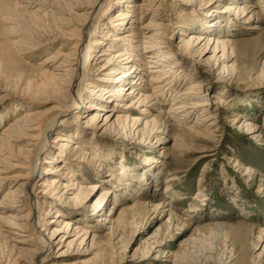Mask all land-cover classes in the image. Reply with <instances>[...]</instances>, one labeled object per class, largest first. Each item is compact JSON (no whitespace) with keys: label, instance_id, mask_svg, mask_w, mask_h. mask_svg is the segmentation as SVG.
Here are the masks:
<instances>
[{"label":"rangeland","instance_id":"374dc122","mask_svg":"<svg viewBox=\"0 0 264 264\" xmlns=\"http://www.w3.org/2000/svg\"><path fill=\"white\" fill-rule=\"evenodd\" d=\"M45 1L50 4L54 0ZM60 1L54 3L56 8L51 9L57 18H62L57 14L58 9L64 11L63 8L67 6L66 0ZM78 1L89 5L87 0ZM212 1L216 2L213 4L214 9H222L233 2ZM239 1L249 7V16L261 10L254 8V5L262 0ZM117 2L119 0H107L105 10L97 16L91 27L92 32L102 34V31H114V17L121 9ZM208 2L210 0H202L197 5L182 0H165L154 5L149 12L151 15L153 12L168 14L175 19L174 25L169 24V30L165 31L168 38L164 42L167 44L162 46L172 55L169 65L174 63L177 70L184 72L176 85L178 93L181 94L195 82L210 83L203 87L200 98L195 99L211 100L208 112L204 115L217 116L218 123L212 135L198 138L182 127L193 125L205 130L209 122L196 124L199 116L203 115L201 112L194 113L188 122L180 121L182 116L174 118L172 105L177 101L173 102L172 98L157 101V105L147 111L148 118L142 117L146 121L153 120L158 129L167 125L168 135L159 132L152 137H145L136 136L129 129L121 127L94 128L90 119L99 110L89 109L87 112L88 108L84 110V105L92 100V86L101 82L96 77L98 74L92 70L88 57L83 59L86 71L82 83L69 95L67 102H63V94L51 84L49 74L42 71L41 65L45 58L70 51V37L74 33L64 29L59 33L54 26L37 23L26 15L19 22L20 32H14L15 36H12L6 29L15 25L3 22L2 13L12 12L17 3L16 0H0V138L12 119L22 116L26 111L39 116V121L43 123L42 129L46 120L65 114L66 120L51 135V142L57 149L49 148L46 151L44 167L50 168L53 153H60V145L64 142L54 143L58 135H71L76 142L81 137L87 150H91V153L97 150L101 155V160L96 163L97 168H102L98 169L102 175L95 176L91 171L77 177V180L83 178L87 183L100 186L86 204L80 206V202L65 200L54 205L66 213V220L81 223L94 232L92 236L96 238L93 248V237L86 245L74 246L69 253L63 252L66 245L54 246L44 255L41 264H264V23L255 16L251 20L233 13L223 16V20H230L235 25L220 36L233 41V57L223 66L229 72L223 73L222 67L218 69L214 66L205 73L207 64L204 61L210 59L213 52L199 56L195 53L197 49H188L190 47L185 42H189L196 30L201 29L197 23L211 9L212 5L208 6ZM169 3L174 4V7L171 8ZM37 8H28V12ZM178 8L185 10L188 16L179 17ZM151 17H144L143 25L151 22ZM47 18L46 22H53ZM155 23L161 24L159 21ZM104 26L108 29H104ZM185 27L187 30L184 31ZM55 35L59 38L51 42ZM100 47L96 48L97 53ZM214 47L215 44L210 46L212 50ZM221 55L219 52L217 58ZM108 58L105 56L101 59ZM146 62L143 68H148ZM147 70L146 75L149 74ZM48 71L52 72L51 69ZM218 71L222 72L221 76L215 74ZM142 77L140 75L138 78ZM146 80L142 85L149 87ZM144 92L146 95L151 94L150 90L144 89ZM213 95L221 96L226 102L219 111L216 104L219 98ZM108 110L110 108L107 107L103 114ZM248 120L259 129L253 136L241 129ZM262 131L261 137L257 138ZM33 136L36 137V134ZM30 139L22 137L18 143L12 144L19 159L24 157V146L33 143ZM176 140L180 148L176 147ZM11 163L16 164L15 168L7 170L3 176L23 177L25 170L20 167L21 162L15 160ZM108 173L122 177L125 184L118 186L116 180L108 182L112 180L106 177ZM47 177L44 176L37 183V192L42 191L40 187ZM20 179L2 186L0 203L9 188L24 181ZM103 189H109L113 194L107 199L103 210L94 214L93 207ZM72 193L77 194L74 191ZM172 197H175L174 204L163 206L168 201H174ZM117 204L121 206L114 209ZM11 206L17 208V205ZM26 207L22 216L13 210L3 216L12 222L15 218L28 219L30 208L28 205ZM38 211L41 222H50L41 230L52 231L56 213L43 205L39 206ZM109 215L115 223L113 226L102 220L104 217L109 219ZM0 231V264H34L31 244L38 240L37 232L10 229L2 224ZM3 236L16 240L12 244L21 249H9V242Z\"/></svg>","mask_w":264,"mask_h":264},{"label":"bare ground","instance_id":"6f19581e","mask_svg":"<svg viewBox=\"0 0 264 264\" xmlns=\"http://www.w3.org/2000/svg\"><path fill=\"white\" fill-rule=\"evenodd\" d=\"M87 1L89 5L83 4V2L78 0H66L65 6H67L63 8L64 11L58 9L57 13L62 18H57L58 16L51 9L56 8L54 3L61 2L60 0H54L50 4H47L45 0H16L17 5L15 10L12 12H1L2 21L6 24L13 23L15 25L13 27L9 26L6 29L12 36H15L14 32H20L19 22L26 15L32 17L37 23L54 26L59 33L63 29V31L74 33L70 37L72 45L70 51L45 58L41 65L42 71L49 74L51 84L63 94V102H67L70 99L69 95L82 83L83 73L86 71L83 59L86 56L88 57L92 63V70L98 74L96 77L101 82L100 84H94L92 86V100H87V105H84V110L88 108L87 112L89 109L95 110L98 108L97 110H99L90 119V123L94 125V128L111 129L121 127L129 129L136 136L142 135L145 137H152L159 132L168 135L169 129L166 127L167 125H163L162 128L158 129L153 123V120L146 121L142 117L148 118L147 111L157 105V101L172 98L171 100L173 102L177 101L176 104L172 105L174 118L182 116V119L179 120L188 122L194 113L201 112L203 115L199 116L196 124L209 122L205 130L197 129L192 125L182 127L184 131L186 130L198 136V138L212 135L215 132L213 129L218 123L217 116L204 115V113L208 112L211 100L206 98L197 101L195 99L197 97L200 98L199 94L203 87L205 88L210 83L195 82L181 94L178 93L176 85L180 78H182L184 72L177 70L174 63L173 65L171 63L172 66L169 65V62L172 61L170 60L172 55L162 46L163 44H167L164 42V39L168 38L165 31L169 30L171 24L174 25L175 19L171 15L164 13L153 12L154 14L152 15L149 13L154 5L163 3L165 0H119L116 4L121 9L114 17V22H116L114 23V31H102L100 32L102 34L92 32L91 27L97 16L105 10L107 0ZM182 1L199 5L200 3L198 2L202 0ZM213 4L215 5L216 2L212 0L207 3L208 6L212 5V7L214 6ZM260 4H264V0L254 5V8H261L260 12L252 11L253 14L249 16V7L246 4H241L239 0H233L232 3L222 7V9L210 7L211 9L204 15V19H200L197 25H200L201 29H197V32L192 35L191 40L185 43L189 45L190 48L188 49H197L195 53H198L199 56H205L208 52H213V56L204 61L207 64L205 73L211 71L214 66L217 68L222 67L223 73L229 72V69L223 66L224 63L233 57V41L229 37L223 38L220 36L226 34L225 32H228V30H232L235 25L230 23V20H223V16L233 13L240 15V17H248L247 20H251L255 16L260 22L264 23V5L262 7ZM37 6L38 8L36 10L30 13L28 12V8L32 9ZM170 6L173 8L174 4H170ZM157 9L160 10L161 8L158 7ZM67 10L72 11V13L69 14ZM83 10L85 11L84 14H78V12ZM177 10L179 11V17L188 16L185 14V10H181V8ZM148 16H152L151 22L143 25V18H147ZM45 18H51L53 22H46ZM155 21H159L161 24H156ZM194 22H197V20H194ZM103 28L108 29L107 26ZM185 28L184 31L187 30V27ZM58 38V35H55L51 42H55ZM213 44H215L214 50L210 48ZM97 47L101 49L98 53L96 51ZM227 50L230 51L229 55H227ZM219 52L222 55L217 58ZM105 56L110 58L101 59ZM144 60L147 61L146 66L148 68H143L145 64ZM212 61L214 63H211ZM51 63L54 64L49 67ZM48 69H51L52 72H49ZM111 69L112 71L103 74ZM145 70L149 72L148 75H146ZM222 72L218 71L215 74L221 76ZM140 75L144 76V78H138ZM232 76L234 75L232 74ZM137 78L141 80L140 83L137 81ZM145 78L148 79L146 80V85L149 87L142 85L143 81L145 82ZM208 78L210 77L208 76ZM235 78L237 77L235 76ZM128 86L130 87L127 88ZM144 89L150 90L151 94L146 95L145 92L143 93ZM124 90L127 91L126 94ZM213 97L219 98V102L216 103L219 106L217 111L224 108L226 102L220 98L221 96L213 95ZM107 107L110 110L103 114V111ZM68 108L69 105H67L66 109L68 110ZM139 113L142 115L138 116ZM64 115L59 114L46 120L44 129H42L43 123L39 121V116L30 111H26L22 116L12 119L11 123L5 127L0 138V190L6 182L20 178L24 180L15 187L7 190L6 197L0 203V224L8 226L10 229L14 228L21 231L26 229L27 232L33 230L38 233V240L31 244L33 247L31 252L33 255L32 258H34V264H41L44 255L48 254L54 246L59 247L62 245L63 247L66 245V249L63 252L69 253L74 246L81 247L86 245L87 241L93 237L92 235H95L93 231L83 226V224H75L72 220H66V213L54 207L58 202L62 203L65 200L66 202H80V206L85 205L93 192L98 190L100 186L96 183H87L83 178L80 179L81 181L77 180V177L84 176L86 172L91 171L94 172L95 176L102 175V172L99 171L102 168H97L98 164L96 163L101 160L100 153L97 150L91 153V150L86 149L85 142L81 141L83 140L81 137L78 139L79 142H76L75 137L71 135H58L56 137L54 143H64L60 145V153H53V163H50L52 164L50 168L44 167V155L46 151L49 148L57 149V146L55 147L53 142H51V135L57 131L58 125L66 120L67 115L65 117ZM166 119H168V116H166ZM241 129L252 136L259 130L250 120L246 121L241 126ZM262 133L263 131L256 137H261ZM34 134H36V137L33 136ZM76 136H78V132ZM22 137L27 139L31 138L32 140L30 139L29 141H33V143L24 146L22 150L24 157L19 159L14 153L15 150H13L12 144L18 143ZM175 145L180 148V146H177V140ZM15 160L21 162L20 167L25 170V175L23 177L13 178L4 177L3 174L7 170L15 168L16 164L11 163ZM93 166L96 168H93ZM44 176H48L47 180L40 187L42 191L37 192V183ZM106 177L112 179L110 181L108 180V182H112L113 180L118 181V186L125 184L122 177H117L115 173H108ZM109 186L111 187L110 183ZM72 191L77 192V194L74 195ZM99 194L100 197L93 207L94 214L103 210L107 199L113 193L109 189H103ZM174 198L172 197L171 199L174 200ZM174 202L175 200L168 201L163 206L174 204ZM11 205H17V208ZM26 205L30 208L28 219L22 218L18 220L15 218L14 222H12L6 216H3V214L11 213L12 210L17 215H21L26 210ZM40 205L49 206V209L56 213L52 221L55 226L50 232L41 230L42 227L47 226V223L50 222H41L39 218L40 212L38 211ZM120 206L117 204L113 208L115 209ZM109 217V219L104 217L102 220L108 223L110 222L113 226L115 223L110 215ZM15 221H22V223ZM81 233L82 235L79 236ZM60 235H62L61 239L57 240ZM0 237H2V231H0ZM9 238H6L7 242H9V249L13 251L20 250L21 248L19 246L12 244L16 240ZM95 238L96 236L92 238V248L95 243Z\"/></svg>","mask_w":264,"mask_h":264}]
</instances>
